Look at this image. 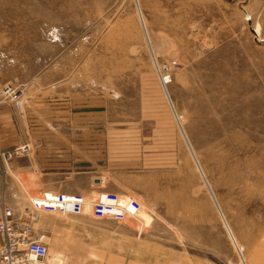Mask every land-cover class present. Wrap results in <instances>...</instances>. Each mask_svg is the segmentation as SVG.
<instances>
[{
	"label": "rangeland",
	"instance_id": "rangeland-1",
	"mask_svg": "<svg viewBox=\"0 0 264 264\" xmlns=\"http://www.w3.org/2000/svg\"><path fill=\"white\" fill-rule=\"evenodd\" d=\"M102 134L145 158L111 180L138 215L39 212L45 262L264 264V0H0V216Z\"/></svg>",
	"mask_w": 264,
	"mask_h": 264
},
{
	"label": "built area",
	"instance_id": "built-area-1",
	"mask_svg": "<svg viewBox=\"0 0 264 264\" xmlns=\"http://www.w3.org/2000/svg\"><path fill=\"white\" fill-rule=\"evenodd\" d=\"M162 80L166 84L171 82V76L164 68ZM6 93L13 98L18 97L12 87H7ZM3 156L12 155L8 153ZM29 200L30 207L20 213L11 205L2 206L0 236L3 241L0 244V264H45L48 255L46 235L37 234L33 226L39 212L91 214L97 219L125 223L129 218L135 220L141 208L138 199L117 192H102L88 201L82 194L45 190L36 199Z\"/></svg>",
	"mask_w": 264,
	"mask_h": 264
},
{
	"label": "crops",
	"instance_id": "crops-1",
	"mask_svg": "<svg viewBox=\"0 0 264 264\" xmlns=\"http://www.w3.org/2000/svg\"><path fill=\"white\" fill-rule=\"evenodd\" d=\"M83 128L89 129L90 127L83 126ZM107 136V134H102L101 137H97V141L92 142V144L78 146L70 143L62 145L61 148H56L59 153L57 155L63 159L62 164L67 165L70 162H78L79 164L83 163V165L85 164V166H83L84 169L80 171L72 170V167L63 171H59L60 168H58L55 173L62 175L66 174V180L75 179L76 177L74 176H79L82 184L81 188H75L73 184L68 182L65 184L62 182H45L41 189L31 186V190L34 192L37 190L67 191L81 193L88 196H92L93 194L102 191L125 193L123 186L114 184L111 180L121 178L129 173L130 168L128 167L135 164L137 160L140 169L144 170L145 165L143 160H145V158L139 157L137 159L135 154L133 152L130 153V151L127 154L124 152H116L115 150H119V145H114L113 148H111L110 144L120 141V138L113 139L119 136H113L111 141H109ZM126 142L128 143V141ZM80 174H82V176H80ZM65 216L67 215H59L58 217H61V219H58V222H56L52 227L41 229L42 232H62L65 229H69V227L66 226L65 219L62 218ZM82 221L83 223H86L88 220L83 219ZM88 227L90 228V226ZM70 228L73 232H80V226H78V228ZM83 228H86V226H83L81 229Z\"/></svg>",
	"mask_w": 264,
	"mask_h": 264
},
{
	"label": "bare ground",
	"instance_id": "bare-ground-1",
	"mask_svg": "<svg viewBox=\"0 0 264 264\" xmlns=\"http://www.w3.org/2000/svg\"><path fill=\"white\" fill-rule=\"evenodd\" d=\"M260 30H261V26H260V24H256V26L254 27V32H255L256 34H259ZM259 35H260V34H259ZM47 256H48V255H47ZM31 258H34V257L31 256ZM60 260H61V259H60ZM45 264H56V263L54 262V260L52 261V260L48 259V261L45 262ZM58 264H59V263H58Z\"/></svg>",
	"mask_w": 264,
	"mask_h": 264
}]
</instances>
